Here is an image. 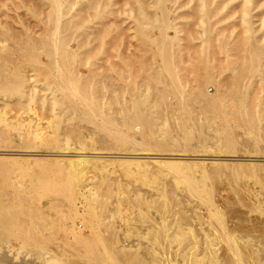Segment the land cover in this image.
Wrapping results in <instances>:
<instances>
[{"label": "rangeland", "instance_id": "374dc122", "mask_svg": "<svg viewBox=\"0 0 264 264\" xmlns=\"http://www.w3.org/2000/svg\"><path fill=\"white\" fill-rule=\"evenodd\" d=\"M144 1L145 8H141L139 0H103L100 4L107 5L105 11L99 12L93 7L80 12V5L89 7L91 0H66L62 6L65 13L60 14L51 0H0V135L8 136L13 149L21 143H31L32 147L25 149L33 153L80 148L86 153L96 151L100 153L97 163L102 166L99 170L90 163L79 173L67 160L56 162L51 155L29 154V151L0 155L2 203L13 205L11 194L17 184L23 188L21 196L28 198L30 213L34 214L31 222L27 219L23 222L31 227L33 241L29 239L30 243L19 237L21 226L3 228L0 225V264H31L33 258L36 264H128L122 259H109V251L120 247L126 252L124 256L128 254L127 261L135 255L141 264H158L159 261V264H190V261L195 264L212 251L215 257L229 256L225 241L218 238L220 230L224 229L222 223L227 232L238 236L237 242L240 246L243 244L244 252L249 250L246 253L253 255L257 246L264 247L261 239L264 237V0H210L213 12L201 8L198 0ZM56 21L58 28L54 30ZM66 21H71L70 25L61 27ZM49 40L53 41L54 49L57 48L59 58L64 48L68 56L70 54L69 88L62 89L58 72L47 67ZM255 43L262 46V53L254 72L249 60ZM27 46L30 51L25 55ZM170 51L173 56H165V52ZM207 73L211 74V81L206 80ZM20 75L27 79L25 87L17 84ZM163 82L183 86L184 98L191 101L196 100L198 84L208 94L213 93L216 86L222 93L220 99L231 103L222 108L226 120L211 116L204 104L193 102L187 107L191 110L189 113L197 116L189 125L193 131L203 133V143L208 146L207 150L195 151L206 156L195 152L187 156L225 155L213 152L218 149L211 135L224 132V124L229 123L231 131L237 135L235 155L260 159L235 164L239 168L236 177L231 179L232 184L226 174L230 170L217 166L224 163L223 160L186 159L184 161L200 162L192 163L193 166L182 162L178 166L181 171L164 164H152L150 159H140L142 163L135 159L116 163V158L109 157V153L150 151L147 144L128 142L132 138L109 135L121 130L127 121L142 124L134 119L137 106L130 102L134 93L139 99L151 102L140 109L142 115L152 112L153 132H180L173 118L180 109L174 103L180 98L162 89ZM239 92L243 94L240 97ZM79 96L89 102V110H94L88 113L93 116L91 120L76 111L75 101ZM241 97L249 102L240 105ZM158 102L170 104L160 107ZM158 112L165 116L158 119ZM248 123L252 127L246 128ZM8 124H15L17 128L9 129ZM21 125L22 132L31 134L38 130L39 137L20 136L18 126ZM184 143L194 146L195 140ZM110 158L113 162L107 160ZM39 176L48 177L52 187L71 190L70 202L73 200L75 206L69 205V200L64 202L68 207L73 205L81 216L76 214L73 219L76 210H70L73 220L60 219V209L67 208L69 212L64 196L52 190L38 196L39 189L24 185ZM103 177L105 189L95 192ZM94 194L96 199L89 202ZM58 195L62 197L59 203L53 201V198L60 199ZM58 206L60 209L56 208ZM40 211L52 212L64 223L52 214H48L52 218H41ZM86 218L91 221L87 222ZM47 220L58 221L54 231L61 224L64 228H58L56 235L53 230L50 234L48 226L56 222L52 225V221L47 222V225ZM213 224L220 228L219 232ZM177 229L183 230V240L178 235V239L171 241L172 237L166 233ZM158 230L165 231L162 238ZM45 232L51 236L49 239L45 238ZM71 234H77L78 239ZM178 251L182 252L181 256L177 255ZM190 257L194 258L190 260ZM250 261L255 262V259L250 258Z\"/></svg>", "mask_w": 264, "mask_h": 264}, {"label": "bare ground", "instance_id": "6f19581e", "mask_svg": "<svg viewBox=\"0 0 264 264\" xmlns=\"http://www.w3.org/2000/svg\"><path fill=\"white\" fill-rule=\"evenodd\" d=\"M52 2H53V5H54V7H55V10H56V12L57 13H60V14H64L65 13V10H64V8L62 7L63 6V4L66 2V0H51ZM103 0H91V2H90V5H89V7L87 6V7H85L84 6V4H81L80 5V12H83L84 10H86V9H88V8H96V10H98L99 12H101V11H105L106 10V8H107V5L105 4V3H101L100 4V2H102ZM139 2H140V5H141V8H142V6L144 7L146 4H145V1L144 0H139ZM72 4H74V3H72ZM76 4V3H75ZM98 4V5H97ZM198 5L201 7V8H203V9H208V11H210V12H213V7H212V5H211V1L210 0H198ZM73 6V5H72ZM68 8V7H67ZM145 8V7H144ZM73 8H71L70 9V11L72 10ZM140 9V8H139ZM69 10V9H68ZM141 10V9H140ZM108 12H112L111 10H108ZM168 12V11H167ZM55 13V12H54ZM58 17H59V14H58ZM158 18V17H157ZM59 21V20H58ZM70 22L71 21H66V22H62L60 25H61V27L62 26H69L70 25ZM57 23H59V22H55V24H53V29L55 30V29H57L58 28V25H56ZM102 26V25H101ZM60 27V26H59ZM169 27V26H168ZM176 28V27H175ZM55 32V31H54ZM176 36V35H175ZM46 37V36H45ZM166 38H168V37H170V36H168V35H166L165 36ZM51 42H53V41H51V40H49V42H48V44H47V67L48 68H54L55 69V72L57 71L58 72V74H59V81H61L60 82V87L62 88V89H66L68 86H69V84H68V71H67V62H68V57L70 56V54H69V56H68V51L64 48V49H62V53H61V58H59V54L57 53V48H55L54 49V46H52L51 45ZM27 43H29V42H27ZM53 44V43H52ZM159 46V45H158ZM29 46H27L26 48H25V55L27 54V52L28 51H30V49L28 48ZM171 49V48H170ZM261 53H262V46L260 45V44H257V43H255L254 45H253V47H252V51H251V57H250V60H249V64L251 65V69H252V71H256L258 68H257V63H258V60H259V57H260V55H261ZM169 55H171V56H173V53H171V51H170V53L169 52H165V56H169ZM39 64V63H38ZM44 66V65H43ZM46 67V66H45ZM52 68V69H53ZM249 68V67H248ZM53 69V70H54ZM56 72V73H57ZM54 73V72H53ZM51 75H53V74H51ZM205 78H206V80L207 81H211V79H212V76H211V74L210 73H207V75L205 76ZM54 80H56V79H54ZM248 80H250V79H248ZM27 81V79L26 78H24V76L22 75H20L19 76V78L17 79V84H18V86H21V87H25V82ZM163 80H161V82H162ZM54 83H55V81H54ZM214 83V82H213ZM179 85V84H178ZM69 88V87H68ZM162 89H164V90H167V91H171V93H174V96L175 97H179L180 99H179V101H177L176 103H174V104H176L177 106H179L180 107V109H177V112L178 113H176V114H173V118H174V121H175V125H177V127H179V129H180V132L179 133H176V134H170V133H168V132H164V133H158V134H156L155 132H153V124L151 123V119H152V112H149V114H144V115H142L141 114V112H142V110L140 109V107L143 105H148V104H150L151 102L150 101H147V100H141V99H139L138 98V96H136V94L134 93V94H132V100L130 101L132 104H135L136 106H137V109H136V111H135V120L136 121H139V122H142V124H140V123H134V122H132V123H128V121H127V123L125 124V125H123L122 126V128H121V130H119V131H117V130H115V131H112V132H110V136H112V137H116V138H119V139H122V138H124V137H126V138H132L131 140L129 139V141L128 142H130V143H132V144H135V145H137V144H147V146H148V149L147 150H150V151H147V152H145V151H139V150H137V149H135V151H131V152H125V151H121L120 153H114V154H108V155H110L109 157H113L115 160H117L116 161V163L119 161V162H121V161H124L125 160V162L127 161V160H131V159H135L137 162H140L139 160L140 159H150L151 161H152V164L153 163H156V164H164V165H168L169 166V168H171V167H173L174 169H178V168H180V167H178L179 165H180V163L182 164V162H190V161H184V160H186V159H196L197 160V158H198V160L199 159H216V160H223V162L224 163H216V164H218L217 166H221V167H227V169L228 170H230L229 171V173L228 172H226V174H227V177H229L230 178V181H231V179H234L235 177H236V175L238 174L237 173V170H238V168L239 167H237L235 164H240V161H254V160H257V159H260V158H245V157H241V156H238V155H235V152H237L238 150V148L236 147V145H238L237 144V141L235 140V138H236V133H234V132H232L231 130H232V128L230 129V125H229V123H228V125H226V124H224V126H225V128H226V130L224 131V132H217V133H214L213 135H211V137L213 138V139H216L215 140V147H217V149H218V151H213V152H224V153H226L225 155H221L222 153H214V156H210V157H205L206 155H205V153H201V154H199V153H196L195 151H197L198 149H202V150H207L208 149V146L206 145V144H204L203 143V139H204V135H203V133L201 134L200 132H198V130L197 131H193V129H192V126H190L189 125V121H192V120H194V119H196V117L192 114V113H189V112H191V110L190 109H187V107H189L193 102H197V103H199V104H204V105H206L208 108L207 109H205L206 111H209V112H211L212 113V115L211 116H213V117H218V116H220V117H222L223 118V120L225 119V116L222 114V112L224 111L222 108L224 107V106H226V105H228V104H231V103H226L225 101H222L220 98H221V95H222V93L220 92V91H218V89H217V87L215 86L214 87V92L213 93H211V94H208L205 90H203L202 89V87H201V85L200 84H198L197 85V88L195 89L196 90V92H195V95H196V100H194V101H191V100H189V99H185L184 97V91H185V88L182 86V87H180V85L179 86H177L175 83H172L171 84V82H163V87H162ZM73 91V90H72ZM246 91V90H245ZM158 93L159 94H162V92H160L159 91V89H158ZM73 94V93H72ZM239 94V97L240 96H242L243 94L241 93V92H239L238 93ZM78 95V94H77ZM163 96H164V93H163ZM166 97V96H165ZM79 99V102H76V101H78V100H76L75 101V103H76V105H77V108H76V111H78L80 114L82 113V114H84L89 120H91L92 119V117L93 116H91L90 114H88L89 112H94V110H89V108H88V104H89V102L87 101V102H85L84 100H82V99H80L81 97L79 96L78 97ZM199 98V99H198ZM74 99H76L75 97H74ZM91 102V101H90ZM249 102V101H248ZM248 102H246V100L245 99H242V97L239 99V104L240 105H245V104H247ZM159 103V102H158ZM167 103V102H166ZM165 102H162V103H159L160 104V107H162L163 106V104L165 105L166 104ZM170 103H167L166 105H169ZM172 104V103H171ZM87 106V107H86ZM89 106H91V105H89ZM88 108V109H86V108ZM172 107V106H171ZM166 111V110H165ZM175 112V111H174ZM159 113V112H158ZM170 114V113H169ZM93 115V114H92ZM171 115V114H170ZM84 116V117H85ZM102 116V115H101ZM128 116H131V115H128ZM161 116H165V115H162L161 113H159L158 114V119H161ZM194 116V117H193ZM210 116V115H209ZM95 117L96 118H98V116L97 115H95ZM133 117V116H132ZM164 118V117H163ZM198 118H199V116H198ZM1 119V118H0ZM129 119V118H128ZM157 119V118H156ZM247 122L249 121V117L247 116ZM220 120H221V118H220ZM226 120V119H225ZM132 121V120H131ZM25 122V121H24ZM21 123V122H20ZM193 125V124H192ZM205 125V124H204ZM9 129H14V128H17V125H15V124H8V125H6ZM215 126V125H214ZM222 126V125H221ZM101 127H105L104 125L102 126L101 125ZM114 127V126H113ZM198 127V126H197ZM223 127V126H222ZM245 127L246 128H250V127H252V125L250 124V123H248L247 125H245ZM30 128V127H29ZM167 128V127H166ZM22 129H23V125H21V126H18V131H19V135L21 136H28V135H31V136H34V137H39V135H40V133H39V131L38 130H36L35 132H33V133H31V134H29V133H24V132H22ZM116 129V128H115ZM198 129V128H197ZM219 129V128H218ZM224 129V128H223ZM247 130V129H246ZM248 131V130H247ZM250 131V130H249ZM23 133V134H22ZM250 135L252 136V133H250ZM137 138H140L141 139V141H140V139H139V141L137 140ZM9 138H8V136L7 135H4V136H2V135H0V155H9V154H23V153H26L27 151H32V150H28V149H25V148H31L32 147V144L31 143H29V142H24V143H21V145H19L18 146V148H12V146H10L11 144H12V141H10V140H8ZM143 140H146V141H143ZM192 140H195V143H194V146H193V144L192 145H187L186 143H184V142H190V141H192ZM123 141H126V140H123ZM193 143V142H192ZM13 147H15V146H13ZM237 148V149H236ZM35 150V149H34ZM38 150V149H37ZM237 150V151H236ZM50 153H44V152H41V153H33V152H30L29 154H37V155H51V156H53V159L56 161V162H58L59 160H67L69 163H71L72 164V166L77 170V171H79V173H80V171H81V169L85 166L86 167V165H88V164H93V165H95V167L97 168V169H99V170H101L102 169V166H101V164H98L97 163V161H99V155H100V153L98 154H96V151H91V152H89V153H86V151H83V150H81V148L79 149V150H74V151H69V150H54V151H49ZM98 152V151H97ZM101 152V151H100ZM193 152H195L197 155H205V156H187V154H191V153H193ZM102 153H103V151H102ZM223 153V154H224ZM27 154V153H26ZM186 154V155H185ZM189 154V155H190ZM213 154V153H212ZM211 154V155H212ZM105 155V154H104ZM103 155V156H104ZM194 155V154H193ZM210 155V154H209ZM253 155V154H252ZM208 156V155H207ZM107 157V156H106ZM101 158V157H100ZM107 159V160H112V162H113V159ZM130 158V159H129ZM216 160H215V162H216ZM264 160V159H263ZM134 161V160H133ZM133 161H132V163H133ZM142 162H144L143 160H141ZM151 161H150V163H151ZM212 161V160H211ZM108 162V161H107ZM135 162V161H134ZM137 162H135V164L137 163ZM142 162H140V163H142ZM147 162H149V160L147 161ZM200 162V161H199ZM199 162H197V163H195L194 161L193 162H190L191 163V165H192V163L194 164H198ZM204 162V161H203ZM202 162V163H203ZM205 162H208V161H205ZM214 162V161H213ZM218 162V161H217ZM100 163H102L103 164V162H102V159H101V161H100ZM105 163V162H104ZM127 163H129L128 161H127ZM130 163H131V161H130ZM139 163V164H140ZM146 163V162H145ZM145 163H143V165L145 164ZM134 164V165H135ZM138 164V163H137ZM185 164V163H184ZM121 165V164H120ZM141 166H142V164H140ZM145 165H147V164H145ZM144 165V166H145ZM155 165V164H154ZM186 165L187 166H190V164L189 163H186ZM185 165V166H186ZM122 166V165H121ZM156 166V165H155ZM163 166V165H162ZM193 166V165H192ZM192 166H191V168H192ZM158 167V166H157ZM205 167H207V166H205ZM237 167V168H236ZM138 169H140V166L139 167H137ZM172 169V168H171ZM173 169V170H174ZM207 169V168H206ZM131 170V169H130ZM170 170V169H169ZM192 170V169H191ZM177 171H181V168L180 169H178ZM224 171V170H223ZM216 172V171H215ZM225 172V171H224ZM79 173H77V174H79ZM179 173V172H178ZM180 173H183V172H180ZM5 174V173H4ZM225 174V173H224ZM26 175V174H25ZM102 176H104V175H102ZM226 176V175H225ZM26 177V176H25ZM35 177V176H34ZM106 178V177H105ZM4 179V178H3ZM2 179V180H3ZM50 179L48 178V177H46V176H44V177H40L39 176V178H35L34 180L31 178L29 181H27V182H25V184L24 185H27V186H30V187H34V188H36V189H39L40 191H39V193L40 194H37L38 196H43L42 194L44 193V192H46L47 190L48 191H53V192H58L59 194H61L62 196H64V200H63V202L64 201H66V202H68L67 200H69V202H68V204L69 203H71V204H73L74 205V202H73V200H71L72 202H70V199H72L71 197L73 196V192H71V190H69L68 188H61V187H58V186H54L53 185V187H52V184H51V182L49 181ZM4 181V180H3ZM193 181H195V180H193ZM233 181V180H232ZM232 181H231V184H232ZM99 182H101V181H99ZM7 183V182H6ZM105 183V179H104V177H103V181H102V184H98L97 185V188L95 189V192H97V191H99V190H104L105 189V187H104V184ZM82 184V183H81ZM96 184V183H95ZM109 185V184H108ZM197 186V185H196ZM109 187V186H108ZM107 187V188H108ZM52 188V189H51ZM35 189V190H36ZM88 190V189H87ZM198 190V189H197ZM23 191V188L21 187V186H19V185H15V187H14V189H13V193L11 194V199H12V203H13V205L11 206V207H9V206H7V204L5 205V204H3L2 203V201H1V199H0V225L3 227V228H8V227H18V226H21V231L19 232V237L21 238V240H23V241H28L29 243H30V240H31V233H30V230H31V227L30 226H25V224L23 223V222H25V220L27 219L29 222H31V218H33V215L34 214H32V213H30V210H29V208H30V205L27 203V199H25L24 197H22L21 195V192ZM207 191V190H206ZM55 192V193H56ZM36 193V192H35ZM75 193V192H74ZM101 193V192H100ZM96 194V193H95ZM93 195L91 198H90V201L89 202H93L95 199H96V195ZM75 195V194H74ZM208 195V194H207ZM58 196H60V195H58ZM122 197V196H121ZM59 198V197H58ZM57 198V200H56V198H53V199H55V200H53L54 202H57L58 200H59V202H60V200H61V196H60V199H58ZM98 198V197H97ZM207 198V197H206ZM209 198V197H208ZM209 200V199H208ZM212 200V199H211ZM49 201H50V199H49ZM52 200H51V203L53 202ZM98 201V200H97ZM53 202V203H54ZM59 202H57V203H59ZM62 202V201H61ZM66 202H64L65 204H66ZM206 202H209V201H206ZM211 202V201H210ZM50 203V204H51ZM56 203V204H57ZM159 203V202H158ZM49 204V203H48ZM56 204H55V206H56ZM61 205L63 204V203H60ZM64 204V205H65ZM71 204H69V205H71ZM133 204V203H132ZM141 204V203H140ZM213 204V203H212ZM10 205V204H9ZM47 205V204H46ZM52 205V204H51ZM61 205H60V208H62L61 207ZM68 205V206H69ZM70 206V207H68L67 206V204H66V207H68V210H69V212H67V208L64 210L63 208L62 209H60L59 208V206L58 207H56V208H59L60 209V211H58V209H57V211H58V213H60L59 215H58V217H61L60 219H63L64 221H66L67 220V218L68 219H70L71 217V215L72 214H69V213H72L73 212V210H76L75 208H74V206ZM160 205V204H159ZM63 206V205H62ZM64 208H65V206H63ZM73 209H72V208ZM93 207H94V205H93ZM93 207H92V210H93ZM167 207V206H166ZM46 208H47V206H46ZM51 208H53V206L51 207ZM71 208V209H70ZM168 208V207H167ZM215 210H218V207H216L215 206ZM47 209H49V207L47 208ZM53 209H55V208H53ZM52 210V209H51ZM50 210V211H51ZM70 210H72V212H70ZM170 210V209H169ZM187 210V209H186ZM192 210V209H191ZM209 210V209H208ZM44 211V210H43ZM41 212L40 211V217L41 218H44V219H47V218H52L54 215H53V213L51 212V214H52V217H48V214L50 213H48L47 212V214H45L44 212ZM45 211H49V210H45ZM63 211H66V212H63ZM94 211V210H93ZM207 211V210H206ZM53 212H55L54 210H53ZM76 212H78L77 210H76ZM74 213L73 212V214L74 215H72V218L77 214H79L78 216H81V213ZM84 212V211H83ZM168 212V211H167ZM56 213V212H55ZM57 213V214H58ZM63 213V214H62ZM88 213V212H87ZM170 213H172V212H170ZM51 214H49V215H51ZM90 214H92L91 212H90ZM95 214V213H94ZM173 214V213H172ZM195 214V213H194ZM208 214V213H207ZM62 215V216H61ZM231 215V214H230ZM24 216V217H23ZM83 216V215H82ZM89 216V215H88ZM87 216V217H88ZM208 216V215H207ZM210 216V215H209ZM56 215L54 216V218H57V220H59V222L61 223L62 221H60V219L58 218ZM63 217V218H62ZM170 217H171V215H170ZM177 217H178V215H177ZM176 217V218H177ZM53 218V219H54ZM65 218V219H64ZM75 218V217H74ZM73 218V219H74ZM90 218H92L91 216H90ZM89 218V219H90ZM172 218V217H171ZM170 218V219H171ZM196 218V217H195ZM215 218H217V217H215ZM214 218V219H215ZM73 219H70V220H73ZM87 219V222H89V221H91V220H88V218H86ZM238 219V218H237ZM43 220V219H42ZM49 220V219H48ZM48 220L46 221V224L48 225V223H50L51 221H52V223H50L51 225L53 224V223H55L57 220H55V222H53L54 220H50V222H48ZM215 221V220H214ZM240 221V220H239ZM48 222V223H47ZM58 222V221H57ZM57 222H56V224L55 225H52L51 227L50 226H48L50 229H48V233L50 232V234L51 233H53L52 232V230L54 231V226H56L57 225ZM73 222V221H72ZM158 222V221H157ZM59 223V224H60ZM62 223H64V222H62ZM66 223V222H65ZM168 223H170V222H168ZM178 223V222H177ZM212 223H214L215 224V222H212ZM211 223V224H212ZM216 223L217 224H219L217 221H216ZM49 224V225H50ZM91 223H89V225H90ZM213 224V225H214ZM13 225V226H12ZM23 225V226H22ZM65 225V224H64ZM69 225V224H68ZM67 225V226H68ZM212 225V226H213ZM72 226V225H71ZM175 226V225H174ZM214 226H216V225H214ZM222 229L223 230H220V228L219 229H217L218 227L216 226L215 228L217 229V231L218 230H220V233H219V235H218V238H219V236L221 237V239L222 240H224L225 241V243H226V249H227V251L229 252V256H227V257H222V258H219L218 256H214V254H212L213 253V251L211 252V256H212V259H209V254L208 253H205V254H208L206 257L204 256V260L202 261V262H199V261H195V260H193V261H195V264H264L263 262H264V247H261L260 245L259 246H257L256 247V249H255V247L253 248V249H255V251L253 252V255H250V254H248V253H246V252H248L249 250H247V251H245L244 252V250H242V247H243V244H242V246H240L239 244H238V242L237 241H239L238 240V236H235V235H233V234H231V233H229V232H227L226 231V229H225V226L223 225V223H222ZM262 226V225H261ZM47 227V228H48ZM53 227V228H52ZM58 228V230H61L62 228H64L63 227V224H61L60 226H57ZM233 227V226H232ZM19 228V227H18ZM67 228V227H66ZM69 228V227H68ZM173 228V227H172ZM242 228V227H241ZM57 229L55 228V230L56 231H54V233L53 234H55L56 232L58 233V231H57ZM196 229V228H195ZM0 230H1V228H0ZM3 230V229H2ZM11 230V229H10ZM79 231V230H78ZM183 231V230H182ZM180 232V230H176V231H172V232H167L166 234H168V235H166V236H171L172 237V239H171V241H174L175 239H178V235L179 236H181L180 238H182V236H183V233L184 232ZM47 232V231H46ZM45 232V238H48L49 239V237H51V236H49L48 237V233H46ZM158 232H159V237L160 238H162L161 236L162 235H164L165 234V231H162V232H160L159 230H158ZM216 232V231H215ZM219 232V231H218ZM56 233V234H57ZM70 233H71V231H70ZM148 233V232H147ZM151 233H152V231H151ZM217 233V232H216ZM10 234V233H9ZM44 234V233H43ZM46 234H48V235H46ZM52 234V235H53ZM55 234V235H56ZM172 234V235H171ZM188 234V233H187ZM195 234V233H194ZM211 234H213V233H211ZM58 235H60V234H58ZM57 235V236H58ZM71 235H73V234H71ZM75 235V234H74ZM73 235V237H75V238H77L78 236H77V234H76V236H74ZM133 235V234H132ZM153 235V234H152ZM185 235V234H184ZM54 236V235H53ZM63 236V235H62ZM70 236V235H69ZM82 236V235H81ZM128 236V235H127ZM139 236V235H138ZM154 236V235H153ZM258 235H256V237H257ZM260 236H262V235H260ZM260 236H258V237H260ZM60 237V236H59ZM80 237V236H79ZM57 238V237H56ZM61 238V237H60ZM84 238V237H83ZM159 238V239H160ZM196 238V237H195ZM208 238V237H207ZM206 238V239H207ZM217 238V239H218ZM263 238V240H264V237L262 236L261 237V239ZM30 239V240H29ZM47 239V240H48ZM78 239V238H77ZM215 239V238H214ZM254 239L256 240V238L254 237ZM259 239V238H258ZM80 240H81V238H80ZM161 240V239H160ZM182 240H183V238H182ZM211 240V239H210ZM31 241H33V240H31ZM170 241V240H169ZM195 241V240H194ZM197 241V240H196ZM195 241V242H196ZM223 241V242H224ZM245 241H246V239H245ZM250 241V240H249ZM261 241V240H260ZM25 242V243H26ZM85 242V241H84ZM106 242H107V240H106ZM162 242V241H161ZM191 242V241H190ZM206 241H204V243H205ZM219 242V241H218ZM24 243V242H23ZM197 243V242H196ZM201 243V242H200ZM27 244V243H26ZM212 243H210V245H211ZM248 244V243H247ZM255 244V243H254ZM253 244V245H254ZM258 244V243H257ZM71 245V244H70ZM108 245V244H107ZM106 245V246H107ZM187 245V244H186ZM203 245V244H202ZM246 247H247V245L246 244H244ZM252 245V244H251ZM250 245V246H251ZM109 246L110 245H108V249H109ZM182 246V245H181ZM188 246V245H187ZM198 246V245H197ZM221 246H223V245H221ZM244 246V247H245ZM250 246H248L249 247V249H250ZM264 246V245H263ZM75 247V246H74ZM186 247V246H185ZM192 247H193V245H192ZM195 247V246H194ZM209 247V246H208ZM216 247V246H215ZM3 248V247H2ZM112 248V247H111ZM158 248V247H157ZM180 248V247H179ZM188 248H190L191 249V247L190 246H188ZM210 248V247H209ZM208 248V249H209ZM218 248H222V247H218ZM225 248V247H224ZM66 249V248H65ZM197 249V248H196ZM214 249V248H213ZM212 249V250H213ZM252 249V250H253ZM14 250V249H13ZM126 250V249H125ZM184 250H187V249H184ZM210 251H211V249H209ZM208 250V251H209ZM223 250V249H222ZM252 250H251V252H252ZM131 250H129L128 252H130ZM181 251H183V250H181ZM217 251H218V249H217ZM216 251V252H217ZM226 251V250H225ZM226 251V252H227ZM186 252V251H185ZM250 252V251H249ZM4 253V252H3ZM3 253H1V254H3ZM160 253V252H159ZM178 254V256H181V253L178 251L177 252ZM187 253V252H186ZM189 253V252H188ZM193 253H195V252H191V254H193ZM214 253H215V251H214ZM5 254V253H4ZM130 254V253H129ZM134 254V253H133ZM171 254V253H170ZM185 254V253H184ZM184 254H182V256L184 255ZM196 254V253H195ZM204 254V253H203ZM204 254V255H205ZM108 255H109V259L111 258L112 260H115V261H117V260H123L124 262H126V263H128V264H130V262L132 263V264H141L140 263V261L138 260V258L136 257L135 258V255H133L134 257H130L131 259L129 260V261H127L128 260V258L126 259V257L128 256V254H127V256H124V255H126V252L124 253V250H123V248H119L118 250L116 249V250H111V251H109V253H108ZM165 255H166V253H165ZM177 255H176V257H177ZM202 255V254H201ZM174 256V255H173ZM173 256H172V258H173ZM185 256V255H184ZM188 256V255H187ZM224 256H225V254H224ZM39 257V256H38ZM129 257V256H128ZM197 257V256H196ZM196 257H195V259H196ZM201 258H202V256H200ZM214 257V258H213ZM221 257V256H220ZM9 258H10V255H9ZM13 258V257H12ZM165 258V257H164ZM164 258H162L163 260H164ZM171 258V257H170ZM191 258L192 257H190L189 259L191 260ZM194 258V257H193ZM192 258V259H193ZM201 258H199V259H201ZM211 258V257H210ZM250 258H253V259H255V262H251L250 261ZM6 259H8V258H6ZM74 259V258H73ZM178 259V258H177ZM181 259H183V257L181 258ZM33 261H34V258L32 259ZM53 260H55L54 258H53ZM163 260H162V262H163ZM187 260V259H186ZM185 259H184V261H186ZM32 261V262H33ZM51 261V260H50ZM49 261V262H50ZM158 261H159V259H158ZM164 261H167V260H164ZM170 261H172V260H170ZM179 261H180V259H179ZM189 261V260H188ZM9 262V261H8ZM20 262V261H19ZM26 262V261H25ZM32 262H31V264H32ZM46 262V261H45ZM52 262V261H51ZM112 262V261H111ZM161 262V263H162ZM177 262V261H176ZM182 262H183V260H182ZM187 262V261H186ZM21 263H23V262H21ZM33 263H35V262H33ZM37 263V262H36ZM35 263V264H36ZM54 263V262H53ZM75 263V262H74ZM159 263H160V261H159ZM158 263V264H159ZM194 263V262H193ZM39 264V263H38ZM72 264V263H71ZM164 264V263H163ZM167 264H169V263H167ZM178 264H180L179 262H178ZM182 264V263H181ZM188 264V263H187ZM190 264H192L191 263V261H190Z\"/></svg>", "mask_w": 264, "mask_h": 264}]
</instances>
